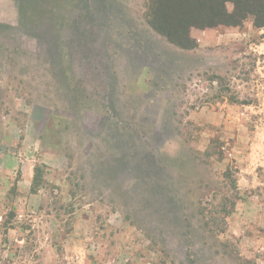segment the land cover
<instances>
[{
	"label": "rangeland",
	"instance_id": "374dc122",
	"mask_svg": "<svg viewBox=\"0 0 264 264\" xmlns=\"http://www.w3.org/2000/svg\"><path fill=\"white\" fill-rule=\"evenodd\" d=\"M11 2L0 264H264V26L183 49L150 0Z\"/></svg>",
	"mask_w": 264,
	"mask_h": 264
},
{
	"label": "trees",
	"instance_id": "16d2710c",
	"mask_svg": "<svg viewBox=\"0 0 264 264\" xmlns=\"http://www.w3.org/2000/svg\"><path fill=\"white\" fill-rule=\"evenodd\" d=\"M233 5L234 14L225 10ZM147 23L168 42L189 48L192 26L238 25L252 16L256 26H264V0H150Z\"/></svg>",
	"mask_w": 264,
	"mask_h": 264
},
{
	"label": "crops",
	"instance_id": "0c3cea01",
	"mask_svg": "<svg viewBox=\"0 0 264 264\" xmlns=\"http://www.w3.org/2000/svg\"><path fill=\"white\" fill-rule=\"evenodd\" d=\"M0 12L3 13L4 12V7L6 6L9 10L10 7H12V2L11 0H0Z\"/></svg>",
	"mask_w": 264,
	"mask_h": 264
}]
</instances>
